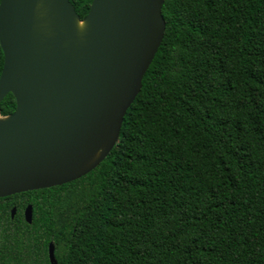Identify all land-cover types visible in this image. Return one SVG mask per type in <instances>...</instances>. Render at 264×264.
I'll return each instance as SVG.
<instances>
[{"label":"trees","instance_id":"16d2710c","mask_svg":"<svg viewBox=\"0 0 264 264\" xmlns=\"http://www.w3.org/2000/svg\"><path fill=\"white\" fill-rule=\"evenodd\" d=\"M70 2L85 19L93 0ZM163 15L109 156L0 199V264H51V243L58 264H264V0H165ZM4 61L0 44V77Z\"/></svg>","mask_w":264,"mask_h":264},{"label":"water","instance_id":"95a60500","mask_svg":"<svg viewBox=\"0 0 264 264\" xmlns=\"http://www.w3.org/2000/svg\"><path fill=\"white\" fill-rule=\"evenodd\" d=\"M164 4L93 0L81 19L70 0H1L0 103L17 106L0 117V199L71 183L109 156L165 38ZM49 257L58 264L53 243Z\"/></svg>","mask_w":264,"mask_h":264},{"label":"bare ground","instance_id":"6f19581e","mask_svg":"<svg viewBox=\"0 0 264 264\" xmlns=\"http://www.w3.org/2000/svg\"><path fill=\"white\" fill-rule=\"evenodd\" d=\"M79 28H80L81 30H83V29L85 28V24H84V23H80Z\"/></svg>","mask_w":264,"mask_h":264}]
</instances>
